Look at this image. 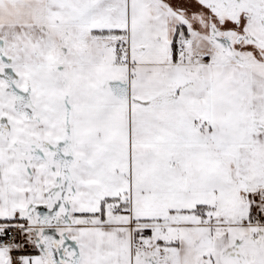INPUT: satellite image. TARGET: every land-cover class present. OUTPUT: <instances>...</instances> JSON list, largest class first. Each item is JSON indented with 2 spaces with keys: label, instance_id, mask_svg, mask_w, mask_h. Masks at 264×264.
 <instances>
[{
  "label": "snow or ice",
  "instance_id": "obj_1",
  "mask_svg": "<svg viewBox=\"0 0 264 264\" xmlns=\"http://www.w3.org/2000/svg\"><path fill=\"white\" fill-rule=\"evenodd\" d=\"M0 264H264V0H0Z\"/></svg>",
  "mask_w": 264,
  "mask_h": 264
}]
</instances>
